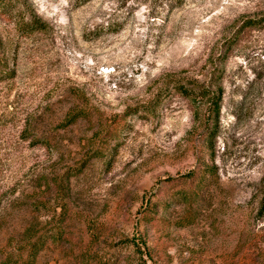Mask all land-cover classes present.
<instances>
[{
	"label": "rangeland",
	"instance_id": "obj_1",
	"mask_svg": "<svg viewBox=\"0 0 264 264\" xmlns=\"http://www.w3.org/2000/svg\"><path fill=\"white\" fill-rule=\"evenodd\" d=\"M1 3L0 264H264V0Z\"/></svg>",
	"mask_w": 264,
	"mask_h": 264
},
{
	"label": "trees",
	"instance_id": "obj_2",
	"mask_svg": "<svg viewBox=\"0 0 264 264\" xmlns=\"http://www.w3.org/2000/svg\"><path fill=\"white\" fill-rule=\"evenodd\" d=\"M2 3L0 0V7H1ZM259 22V21H258ZM256 24V21L252 20V21H247L245 22L244 26H248V25H253ZM30 31L34 30H43L44 29V24L39 21L38 19H35L31 22L30 26H29ZM178 87V91H180L182 93L183 96L192 99V101L195 102V104H197L198 101H203L205 99L209 100V105H210V109H212L213 112H215V116L218 117L219 113H220V101H221V97L220 95H222V92L217 94H214L211 90L210 87H207L205 85H201L199 87L198 90H194V89H189L187 87H185L183 84L179 83L177 84ZM187 175H191L190 173ZM261 186H262V198H261V203H260V209L258 214L259 215H263L264 214V178L261 181ZM142 241V240H141ZM133 245L135 246L136 250L138 253L143 254L142 252V248L141 247H145L146 248V243L145 242H141V244H137L135 240L132 241ZM36 248V247H35ZM36 258V255H34V259Z\"/></svg>",
	"mask_w": 264,
	"mask_h": 264
}]
</instances>
